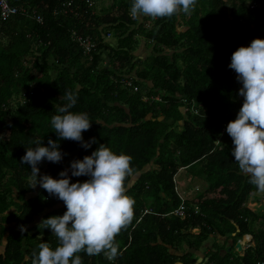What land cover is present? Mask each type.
<instances>
[{
    "label": "trees",
    "instance_id": "trees-1",
    "mask_svg": "<svg viewBox=\"0 0 264 264\" xmlns=\"http://www.w3.org/2000/svg\"><path fill=\"white\" fill-rule=\"evenodd\" d=\"M11 3L19 12L0 18V264H31L40 243L57 246L51 230L38 225L63 215L66 206L39 184L33 188L31 166L20 163L37 139L44 146L58 140L65 154L59 163L38 164V179H60L67 169L71 182H84L88 176H71V162L100 144L132 157L134 174L126 187L135 201L134 218L116 237L120 254L109 260L82 252V264L264 262V213L245 206L258 190L240 173L226 132L243 103L231 56L253 39H264V0H197L190 15L141 22L130 16L132 0H112L113 11L103 14L95 13L94 0H73L71 6L64 0ZM110 29L114 44L105 40ZM74 31L95 46L85 48ZM142 40L152 53L138 58ZM30 90L26 101L16 100ZM67 91L78 97L72 111L86 112L92 121L82 135L96 142L87 149L59 139L51 127ZM180 168L206 175L209 183L185 200V217L168 214L182 200L175 182ZM12 206L16 211L7 214ZM196 227L200 232L192 233ZM245 234L252 235L253 245L240 255L234 246ZM217 235L232 244L215 241L199 260L197 252Z\"/></svg>",
    "mask_w": 264,
    "mask_h": 264
},
{
    "label": "clouds",
    "instance_id": "clouds-1",
    "mask_svg": "<svg viewBox=\"0 0 264 264\" xmlns=\"http://www.w3.org/2000/svg\"><path fill=\"white\" fill-rule=\"evenodd\" d=\"M196 4L197 0H132L130 16L155 20L179 13L190 15ZM109 36L111 33L107 34ZM229 68L242 83L238 94L243 97L236 118L229 121L226 128L234 145L232 155L240 173L248 176L249 183L258 191L264 192V39H253L249 46L235 50ZM63 99L65 103L57 108L58 114L50 121L53 131L59 139L79 142L85 149L91 147L95 138L84 141L82 135L91 128L88 113L72 111L77 94L67 91ZM32 143L34 146L26 148L20 163L31 166L33 188L39 184L61 200L66 211L63 215L43 219L38 225L51 230L57 246L40 243L38 252L32 254L31 264H82L79 255L82 252L89 256L104 254L107 259L115 260L120 254L116 237L134 218L135 201L127 195L126 187V180L134 174L132 157L117 154L100 144L91 155L71 162V176H88L84 182H71L67 169L59 173L60 179L50 175L38 179V164L45 159L59 163L65 154L58 140L49 139L48 146L39 139ZM173 211L168 214H174ZM21 231L26 228L21 226Z\"/></svg>",
    "mask_w": 264,
    "mask_h": 264
},
{
    "label": "rangeland",
    "instance_id": "rangeland-1",
    "mask_svg": "<svg viewBox=\"0 0 264 264\" xmlns=\"http://www.w3.org/2000/svg\"><path fill=\"white\" fill-rule=\"evenodd\" d=\"M94 1H95V9H97V11L95 13H101L102 12V14H103L104 12H107V11H113V10H110V8H111V4H113L114 1H113V3H111L112 0H94ZM116 1H118V0H116ZM114 4H116V2ZM143 18L144 17L140 18L139 21L140 22L143 21ZM146 24H147V26H150V27L153 26V23L149 22L148 20L146 21ZM105 29H107V27ZM111 31L113 34H111V36L107 37L105 40L108 41L109 43L111 42L114 44L117 41V38H116V36H114V31L113 30H111ZM142 42H144V41L142 40ZM142 42L139 44V46H137V49L135 50V55L138 58L139 57L144 58L148 54L152 53L151 52L152 48L151 47L148 48ZM28 58H30V56ZM28 58L23 59L24 64H30V61L28 60ZM16 100L19 101L18 98ZM16 100L14 101V103H17ZM42 165H44V162H42ZM195 172L196 171L193 172V170H189L187 168H180L178 173L175 176L177 191H178L179 195H181L183 198H185L187 200H191L196 195H198L199 193H202L203 191H205L209 185L206 175H204L202 173L195 174ZM151 200H152V196H147L146 201L149 202ZM245 206L252 209L253 211L258 212V213H264V192L258 191L255 193V195L249 196ZM15 211H16V208L14 206H12L8 211H6V213L9 214V213L15 212ZM14 224L15 223H12L11 226H14ZM257 227L260 228V224H258ZM197 230H199L198 227L191 229V232L192 233H199V231H197ZM246 237H250V236H246V234L243 235L241 238H239V239H241L240 242L246 241L250 245H253V240H251L250 238L247 239ZM239 239L237 240L234 248L240 255H244V254H246L247 249L244 250L242 247L239 248L240 247V246H238ZM215 241H217V243L220 245L221 244H226V245L232 244L231 238L226 239V237H222L219 235H217L215 239L213 237H211L208 241H206L204 243V246L202 247V249L199 252H197L199 255V260L207 257L206 255L210 251L212 244ZM240 245L242 246V243ZM3 249H4V246L1 245L0 246V252Z\"/></svg>",
    "mask_w": 264,
    "mask_h": 264
},
{
    "label": "built area",
    "instance_id": "built-area-1",
    "mask_svg": "<svg viewBox=\"0 0 264 264\" xmlns=\"http://www.w3.org/2000/svg\"><path fill=\"white\" fill-rule=\"evenodd\" d=\"M73 0H64V4H66L67 6H71L72 5ZM19 12V9L16 5H13L11 3V0H0V18L2 20H8L11 17H13L15 14H17ZM38 21H42V17L37 16ZM73 37L75 39H78L82 45L87 48V49H91L93 46H95V43L92 42L90 39L88 38H83L81 35H78L75 31L73 33ZM127 84L128 85H133V80L132 79H127ZM33 93V90L30 91H24L22 92L21 96L18 98L19 101H26V99L29 97L30 94ZM194 106V105H193ZM197 111V110H196ZM181 196V195H180ZM182 200L181 203L179 204V206L177 208L174 209V211L172 213L180 216V217H185L186 216V210H187V205L185 202V198H183L181 196ZM197 211H198V207H196ZM246 236H250V239L252 240V235H246ZM241 239H239L240 242ZM244 242V243H242ZM240 243H242V248L244 250L248 249L250 246L249 243H247L246 241H242ZM250 242V241H249ZM259 264H264V262H259Z\"/></svg>",
    "mask_w": 264,
    "mask_h": 264
},
{
    "label": "crops",
    "instance_id": "crops-1",
    "mask_svg": "<svg viewBox=\"0 0 264 264\" xmlns=\"http://www.w3.org/2000/svg\"><path fill=\"white\" fill-rule=\"evenodd\" d=\"M142 43L145 44V42H142ZM126 79H132V80L134 81V75H129V76L126 77ZM146 97H147V96L143 97V99H145ZM185 200H186V199H185ZM185 202H186V201H185ZM36 220L39 221L38 218H37Z\"/></svg>",
    "mask_w": 264,
    "mask_h": 264
},
{
    "label": "water",
    "instance_id": "water-1",
    "mask_svg": "<svg viewBox=\"0 0 264 264\" xmlns=\"http://www.w3.org/2000/svg\"><path fill=\"white\" fill-rule=\"evenodd\" d=\"M197 231H199V232H200V230H197ZM240 244H241V243H240V242H238V246H240L239 248H241V247H242Z\"/></svg>",
    "mask_w": 264,
    "mask_h": 264
},
{
    "label": "bare ground",
    "instance_id": "bare-ground-1",
    "mask_svg": "<svg viewBox=\"0 0 264 264\" xmlns=\"http://www.w3.org/2000/svg\"><path fill=\"white\" fill-rule=\"evenodd\" d=\"M247 239H249L250 237H246ZM243 243V242H242Z\"/></svg>",
    "mask_w": 264,
    "mask_h": 264
}]
</instances>
